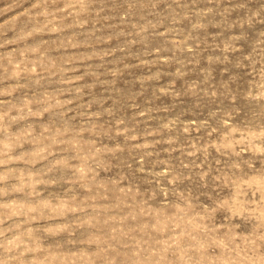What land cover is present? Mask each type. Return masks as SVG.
Here are the masks:
<instances>
[{"label":"rangeland","instance_id":"1","mask_svg":"<svg viewBox=\"0 0 264 264\" xmlns=\"http://www.w3.org/2000/svg\"><path fill=\"white\" fill-rule=\"evenodd\" d=\"M0 264H264V0H0Z\"/></svg>","mask_w":264,"mask_h":264}]
</instances>
